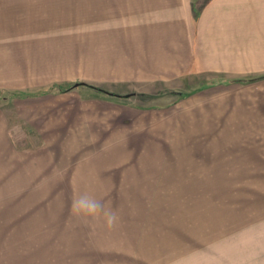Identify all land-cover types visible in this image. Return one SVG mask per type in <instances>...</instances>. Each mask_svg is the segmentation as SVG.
Instances as JSON below:
<instances>
[{
    "label": "rangeland",
    "instance_id": "1",
    "mask_svg": "<svg viewBox=\"0 0 264 264\" xmlns=\"http://www.w3.org/2000/svg\"><path fill=\"white\" fill-rule=\"evenodd\" d=\"M260 75L264 0H0V91L149 95L0 94V264H264Z\"/></svg>",
    "mask_w": 264,
    "mask_h": 264
},
{
    "label": "clouds",
    "instance_id": "2",
    "mask_svg": "<svg viewBox=\"0 0 264 264\" xmlns=\"http://www.w3.org/2000/svg\"><path fill=\"white\" fill-rule=\"evenodd\" d=\"M71 209L77 217L102 220L109 229L116 227L120 220L116 210L105 207L100 200L86 194L74 198Z\"/></svg>",
    "mask_w": 264,
    "mask_h": 264
},
{
    "label": "trees",
    "instance_id": "3",
    "mask_svg": "<svg viewBox=\"0 0 264 264\" xmlns=\"http://www.w3.org/2000/svg\"><path fill=\"white\" fill-rule=\"evenodd\" d=\"M264 75H260L257 77H252V78H247V79H233L232 81H236V82H253V81H257L260 79H263ZM214 83H218L217 81H212V84ZM79 86H84L86 88L92 89L94 91H96L97 93H100L101 95L107 96L109 98H115V99H124L127 100L132 96H149L145 93H138V92H129V93H118V92H113V91H109L106 89H103L101 87L92 85V84H88L86 82H75V83H68L67 85H62V84H52L50 87H48V89L38 92L36 94L42 95V94H46V93H59V92H65L68 91L72 88H76ZM0 94H6L4 96H7L8 94H11L14 97H26V96H33L36 94H21L18 92H11V91H5V90H1Z\"/></svg>",
    "mask_w": 264,
    "mask_h": 264
}]
</instances>
